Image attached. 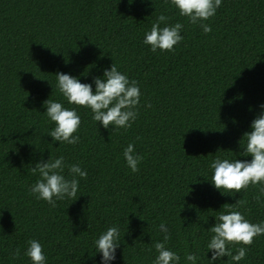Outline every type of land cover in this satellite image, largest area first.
<instances>
[{
    "label": "trees",
    "instance_id": "obj_1",
    "mask_svg": "<svg viewBox=\"0 0 264 264\" xmlns=\"http://www.w3.org/2000/svg\"><path fill=\"white\" fill-rule=\"evenodd\" d=\"M161 13L184 25L173 52L143 43ZM203 23L210 33L165 0H0V264H32L24 255L32 239L43 245L46 264H101L94 241L111 226L121 244L110 264H153L161 223L180 264H189L186 251L199 257L196 264H210L209 228L224 204L243 199L238 210L264 221L260 185L222 194L210 182L217 157L252 159L243 156V136L264 111V0H222ZM113 63L141 90L139 116L127 130L105 129L57 87L56 74L64 73L95 91L94 79ZM49 98L76 108L78 144L47 135L55 127ZM129 143L143 156L136 173L123 155ZM60 156L88 175L78 177L75 201L52 207L31 193L39 179L31 168ZM64 175L71 178L67 167ZM212 264L235 262L224 256ZM239 264H264V235Z\"/></svg>",
    "mask_w": 264,
    "mask_h": 264
},
{
    "label": "clouds",
    "instance_id": "obj_2",
    "mask_svg": "<svg viewBox=\"0 0 264 264\" xmlns=\"http://www.w3.org/2000/svg\"><path fill=\"white\" fill-rule=\"evenodd\" d=\"M131 3V0H129ZM166 4L174 6L179 15L186 17L188 22L199 25L205 34L212 31L209 24L203 23L216 15L222 0H165ZM170 17L161 13L152 24L150 31L145 33L143 43L149 45L152 52H173L175 46L183 40L181 32L184 25L180 22L169 24ZM164 25L161 27V25ZM58 89L69 104L88 108L92 112V119L100 122L105 129H129L139 116L141 90L139 82L130 80L127 74L118 70L115 63L110 70H105L103 78L94 79L95 91L92 84L81 83L79 78L69 74L57 73ZM47 117L55 123V127L47 134L53 142L76 145L80 142L77 133L81 126V116L76 108H67L61 102L48 99L44 102ZM146 107H151L147 104ZM264 109V105L260 106ZM246 145L243 156H251V161L239 159H214L210 167L213 169L210 182L222 194L225 192L240 193L250 186L260 185L259 193L255 197L257 202L264 197V111L252 121L251 131L244 133ZM241 144V141H240ZM127 166L133 173L139 171V164L143 156L137 154L133 143H129L123 152ZM67 167L71 178L64 175ZM33 175L39 174V179L30 191L37 199L46 201L52 207L58 200L65 198L76 200L80 179L87 178V171L78 164L66 165L64 157L40 161L31 168ZM78 177L80 179H78ZM223 190V191H222ZM247 202L239 199L235 204H224L225 209L215 217V224L209 231L213 234L207 244L212 252L210 264L224 256L239 264L247 255L248 248L258 236L264 235V221L253 223L246 218L239 208ZM160 231L165 233L163 241L153 244L158 253L153 264H180V255L167 247L171 239L166 223L159 225ZM96 252L101 253V264H110L116 259V250L120 247V229L111 226L94 241ZM236 248L233 254V247ZM24 255L29 257L32 264H46L43 245L36 239L28 241V248ZM21 256L17 248L12 253L13 259ZM185 260L189 264H196L198 256L192 252H185Z\"/></svg>",
    "mask_w": 264,
    "mask_h": 264
}]
</instances>
